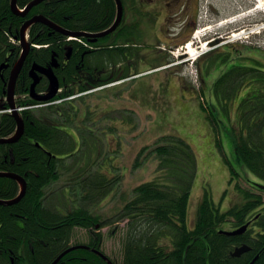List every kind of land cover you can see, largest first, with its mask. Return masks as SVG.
I'll list each match as a JSON object with an SVG mask.
<instances>
[{
  "label": "trees",
  "instance_id": "1",
  "mask_svg": "<svg viewBox=\"0 0 264 264\" xmlns=\"http://www.w3.org/2000/svg\"><path fill=\"white\" fill-rule=\"evenodd\" d=\"M31 1L17 0V5L22 8ZM3 2L6 6L0 10V20L6 14L10 17L7 20L16 21L7 1ZM33 14L42 15L66 30L91 32L104 30L111 24L115 5L113 0H44L31 9L30 15ZM22 22L20 20L14 26L18 28ZM7 26L3 25L2 30L13 38L16 32H9ZM139 31L141 38L144 33ZM28 35L30 43L40 45V48L31 49L26 64L46 66L52 55L69 43L63 35L39 23L29 28ZM3 42L6 40L0 30V44ZM12 46L14 57H17L19 48ZM237 47L226 44L221 50L205 54L200 61H207L202 68L204 74L211 73L217 65L221 67L227 61L239 63L231 65L220 75L214 83L213 91L217 100L222 99L226 105L232 104L238 93L244 92L236 105L235 123L231 125L235 154L240 162L264 182V70L258 66H246L244 60L249 57L243 51L245 48ZM110 52L113 55L110 54L107 61L116 66L121 57L112 50ZM74 59L61 74L59 80L63 90L53 100L62 101L59 104L23 109V136L13 145L0 144V171L19 175L27 185L25 195L18 203L0 205V264H51L70 247L75 229L87 231L89 240L74 245L83 244L88 248H78L67 253L57 264H115L108 256L104 259L94 252L103 253L100 249L103 241L100 229L109 225L111 218L99 220L100 214L97 215L85 206L86 202L94 198H107L113 191L115 179L110 183L112 176L104 174L107 169L106 160L98 159V152H85L88 144L84 137L77 152L71 153L72 148L62 150L63 147H71L73 143L60 125L66 124L78 130L82 127L85 131L84 123L91 122L89 107L85 103L86 96L71 100L67 98L125 78L128 72L125 70L118 78L115 74L119 69L106 74L103 71L105 56L100 50L86 53L82 62L78 54H74ZM170 62L171 59L167 64ZM111 74L113 76L110 77ZM26 83L29 84L27 76ZM44 90L37 88L39 92ZM206 103L201 105L210 111L208 119L216 124L218 120L213 115L210 100L207 99ZM18 105L24 107L40 104L26 97ZM0 108L7 109L6 106ZM82 120L84 123L81 124ZM15 127L14 118L7 112H0V138L12 135ZM60 152L66 153L63 158H58ZM76 153L81 159L84 157L83 165L79 162L74 164V159L71 162L73 166L65 165ZM151 155L157 161V176L133 188L131 198L122 203L116 216L117 222L126 221L121 264H264V219L257 223L262 232L254 242L250 241L248 231L238 236L220 233L226 230L225 225L229 228L241 227L257 211H264L261 194L238 188L242 202L222 212L213 203L209 192L205 191L196 210L194 224L190 227L187 223L188 204L197 170L196 157L190 144L178 136L163 135L153 146L139 150L136 161L146 160ZM136 161L134 165L139 166L140 162ZM227 163L231 172L238 175L230 162ZM62 179L63 187L68 190L60 192L57 205H46L49 189ZM18 189L16 181L0 177V198H13ZM74 191L80 193V204H75L71 199L72 194L75 195ZM244 243L251 245L250 251L240 257H232L233 249Z\"/></svg>",
  "mask_w": 264,
  "mask_h": 264
},
{
  "label": "rangeland",
  "instance_id": "2",
  "mask_svg": "<svg viewBox=\"0 0 264 264\" xmlns=\"http://www.w3.org/2000/svg\"><path fill=\"white\" fill-rule=\"evenodd\" d=\"M260 1L208 0V7L212 6L213 9L208 8L207 12L202 9L198 26L183 44L189 41L197 53L202 48L206 50L205 54L221 50L226 44H234L239 46L237 48H245L243 51L249 57L244 60L246 66H258L264 70V2ZM206 5L204 2L203 6ZM162 22V18H150L148 23L157 26H141L139 29L144 35L134 39L135 45L129 44L126 49H122L133 52L130 73L140 74L87 95L85 103L89 107L91 122L84 123L82 120L80 123H84L85 131L91 126L90 134L82 127L79 130L63 128L64 131H70L67 133L73 138V145L63 147L62 150L72 148L70 152L74 151L80 142L83 143L82 137H85L88 144L85 152H98L97 158L106 160L107 169H103L106 172L104 174L109 173L112 176L110 183L115 179L112 184L113 191L107 198H94L85 203L90 211L92 209V212L101 215H98L99 220L111 218L110 224L100 229L103 236L100 249L115 264H121L122 242L125 237L126 221H116L120 206L129 201L133 188L157 176V161L154 156L136 161L137 153L143 147L153 146L161 136L170 134L184 139L196 155L197 170L188 204L187 223L190 227L205 191L209 192L221 211H226L234 204L242 202L237 185L240 189L248 190V182L264 184L235 154L231 125L235 123L236 105L244 92L238 93L235 101L226 105L222 99L217 100L213 91L214 83L220 75L231 65L239 63L227 61L221 67L217 65L211 73L204 74L202 68L207 61L199 60L200 63L196 64L193 59L197 53L194 57L188 53L189 49L185 53L186 47L184 49L181 46L182 41L177 40L187 33L173 37L174 25H163L160 30ZM141 23L145 25V21ZM166 27L169 31H165ZM196 30L199 32L196 33ZM233 33L238 35L233 38ZM169 59L172 62L168 65ZM120 65L124 67L125 63L120 62ZM207 99L210 100L213 115L218 120L216 124L208 119L210 111L201 105H207ZM76 122L80 128L79 120ZM65 154L58 153V158H63ZM80 157L76 153L65 165L73 166V159L74 164L79 162L83 165L84 157ZM108 157L111 159L107 161ZM135 161L140 162V165L135 166ZM227 161L238 175L231 172ZM63 180L51 186L46 205H57L60 192L68 190L63 187ZM73 193L75 195L72 194L71 199L75 204H80V193ZM257 193L264 200V192ZM224 229L230 228L225 225ZM86 233L85 230L75 229L74 239H71L70 244L88 242L89 236Z\"/></svg>",
  "mask_w": 264,
  "mask_h": 264
},
{
  "label": "flooded vegetation",
  "instance_id": "3",
  "mask_svg": "<svg viewBox=\"0 0 264 264\" xmlns=\"http://www.w3.org/2000/svg\"><path fill=\"white\" fill-rule=\"evenodd\" d=\"M3 1L5 2L7 1V6L10 10V13L13 14L17 18V20L14 22L9 21L10 17L8 18L5 12H2L5 15L0 20V30L2 34L5 36L6 42H3L2 44H0V106H6L5 98L8 92L10 74H11V71L15 63L19 59V54L21 50L20 43L15 40L12 41L9 34H7L4 30H2V27L3 25L7 24L8 25L7 30L9 32H12V30H14L16 32V35L14 37H19L20 29L22 25L24 24V22L27 21L28 19H31L34 15H39V14L30 15L31 10L24 16L14 14L11 9V0H0V10L6 6V3H4ZM113 2L115 5V14H114V18H115L116 2L115 0H113ZM204 2L205 4H207L205 7L203 6ZM120 3L122 7L121 20L117 28L113 31L112 34H110L111 36L109 38L103 37V38H97L94 40L85 39L84 43H80L78 41L72 40V41H69L68 44L63 45L60 48L59 52L55 54L56 67H54L53 70L58 79H60V76L61 74H63V71L68 68L70 62L75 60L74 54L79 55L80 57L79 60L81 62L86 56V53L89 54L90 52H92V50H95V51L100 50L104 54L106 62H107L108 56L110 54L113 55V53H111L110 50H112L115 54H118L120 57L122 56L126 58V60H130L131 58H134V55H132L133 52H129L131 50H127V51L124 50L125 52H123L122 49H126V47L129 44L135 45L133 41L135 38L137 39V36L139 37V34H140L139 28L141 26L147 27V28H150V27L155 28L157 26L156 24L153 25L152 23H148L150 18H153V19L155 18L156 20H160V18H162L163 22H162V25L159 26L160 30H162L163 25L169 27L170 25L173 24L174 25V30L172 31L173 37L179 36L180 34H183V33H187L181 39H177L183 42L190 35V33L196 28V26H198L199 15L200 13L203 12L202 9H206V12L208 8L213 9L212 6L208 7V0H120ZM15 5L18 11H22L26 6L25 5L24 7L20 8L17 5V0L15 2ZM7 18L9 20H7ZM20 20H23L22 24H20V27L18 28L15 27L14 25L17 24ZM113 20L111 24L113 23ZM141 21H145V25L141 23ZM1 23H3V25ZM35 24L37 23H34L33 25ZM167 27L165 31L166 30L169 31V28ZM47 28L53 32L51 28L49 27ZM99 31H102V30L91 31V32L89 31V32L96 33ZM85 32H88V31H85ZM168 36H170V33L168 34ZM104 38H106V40L101 41V39H104ZM99 40L100 42H98ZM12 45L19 48L17 57H14ZM119 50H121V52ZM26 59L27 57L25 58L20 68V71L17 74L15 83H14L13 91H14L15 105H18V103H20L24 98H26L25 93L26 92L28 93V89L33 82V79H31L30 77V71H31V68L33 67V63L26 64ZM119 68L122 70L121 67ZM107 69H110V71L112 69L116 71V67L113 64L110 68H105L103 71L108 72ZM113 74H111L110 77L113 76ZM115 75L120 76L121 71L116 72ZM26 76L29 80V84L28 83L25 84ZM89 80L93 81V79H90V77H89ZM47 86H48L47 78L42 74L39 75V81L35 86L36 92L40 93L39 91H37V88H45L44 91H46ZM36 145L40 146L38 143H36ZM41 149L45 151L43 147H41ZM10 154H11V150H10ZM4 161L6 162V160ZM0 200H10V199L0 198ZM4 206H11V205H4ZM261 214L264 215V211H257L254 215L250 216V218L246 220L244 223V224H248L246 231H248L249 233V238L251 242L256 241L257 235L262 232L261 227L257 224L260 219H264V217H260ZM238 227H234L231 229L235 230ZM242 245H247V246L249 245V247H251V245L248 243H244ZM255 257L257 258L258 254H256Z\"/></svg>",
  "mask_w": 264,
  "mask_h": 264
},
{
  "label": "water",
  "instance_id": "4",
  "mask_svg": "<svg viewBox=\"0 0 264 264\" xmlns=\"http://www.w3.org/2000/svg\"><path fill=\"white\" fill-rule=\"evenodd\" d=\"M43 1L44 0H33L25 7L24 11H18V9L16 8V5H15L16 0H12L11 1V9H12L14 14L24 16L25 14H27L31 10V8H33L34 6L38 5L39 3L43 2ZM115 2H116L115 19H114V21L110 27H108L107 29H105L101 32L89 33V32H84V31H69V30H66V29L52 23L47 18H45L41 15L33 16L31 19L24 22V24L22 25V27L20 29L19 37L15 38V39H19L22 51H21V54L19 56V59L17 60V62L15 63V65L11 71L10 79H9L8 92H7V102H8L10 109L12 110V116L16 122V131L9 138H4V139L0 138V144L16 143L20 139V137L23 135V132H24L23 121H22L18 111L16 110L15 104L13 102V95H14L13 89H14V83H15V79L17 77V74L19 73L23 62H24L26 56L28 55V53L30 51V44H29V42H27L25 40V35H26L28 28L34 23H41V24L51 28L53 31L58 32L61 35L66 36V37H71V38H82L83 37V38H86L89 40L102 38V37H105V36L111 34L117 28V26L120 23L121 15H122V7H121L120 0H115ZM55 60L56 59L52 60V63L49 67H41L39 65H33V67L31 68L30 77L33 79V82L30 86L29 94L35 101H38V102L50 101L56 96V94L58 92L59 81L53 72V67H56V61ZM39 73L46 76L47 79L49 80V90L46 94H37L35 92V86L39 81ZM0 177L10 178L12 180H15L19 184V194L11 200H0V204L1 205H13V204L18 203L23 198V196L25 195V192H26L25 180L23 178H21L19 175H16L13 173H6V172H0ZM247 226L248 225L246 224V225L241 226L240 228H238L234 231H220V233H223L224 235H227V236L241 235L242 233L245 232V230L247 229ZM80 247H83V246L71 247V248L67 249L60 256H58V258H56V260L52 264H57V262L66 253H68V252H70L76 248H80ZM249 250H250V248L246 245L236 247L233 250V252L231 253V256L232 257H239L242 254L248 252ZM100 255L104 258V256L102 254H100ZM255 259L256 258H254L253 261Z\"/></svg>",
  "mask_w": 264,
  "mask_h": 264
},
{
  "label": "bare ground",
  "instance_id": "5",
  "mask_svg": "<svg viewBox=\"0 0 264 264\" xmlns=\"http://www.w3.org/2000/svg\"><path fill=\"white\" fill-rule=\"evenodd\" d=\"M261 3H263L264 2V0H261L260 1ZM238 34H235V33H233V35H232V37H236ZM206 48V47H205ZM205 48H203V49H205ZM186 49H189V51H188V53L191 55V56H195L196 55V50L193 48V46L191 45V42H189L188 43V45H187V47H186ZM195 57H197V56H195ZM194 57V58H195Z\"/></svg>",
  "mask_w": 264,
  "mask_h": 264
}]
</instances>
